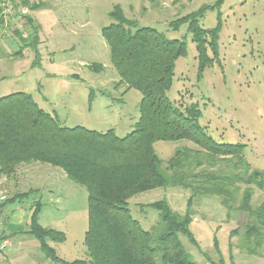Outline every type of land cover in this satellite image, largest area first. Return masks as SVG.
I'll return each instance as SVG.
<instances>
[{"label": "rangeland", "instance_id": "rangeland-1", "mask_svg": "<svg viewBox=\"0 0 264 264\" xmlns=\"http://www.w3.org/2000/svg\"><path fill=\"white\" fill-rule=\"evenodd\" d=\"M29 3L38 5L28 14L38 26L37 39L31 46L21 48L20 54L16 51L22 42L15 31L27 37L25 20L14 10L13 16L0 22V96L25 92L43 110L56 114L62 125L97 132L111 129L117 137L128 134L138 119L141 92L134 88L126 90L124 84H119V76L110 63L109 48L101 36L102 27L111 22L110 11L118 5L136 27H151L167 39L184 42L185 54L175 61L172 84L166 93L168 99L176 105L195 104L200 111L199 124L215 142L242 145L251 170L264 171V0ZM199 11V25L217 30L216 53L207 49L212 60L202 71L187 22L174 23ZM181 147L193 148L195 144L187 140L155 141L154 149L162 167L166 168L175 149ZM35 166L48 170L37 172L32 170ZM190 168L191 173L199 175L197 181L207 173H234L231 162L224 158ZM243 187L240 185L238 200ZM31 188L36 191L27 198L20 200L15 196ZM190 193L189 188L181 186L156 187L131 196L128 209L144 230L158 222V212L150 206L155 201L165 200L180 214L188 209L193 241L183 234L178 237L195 264H210L208 259L222 264H264L262 248L257 255L239 246L241 230L249 221L245 212L226 208L215 195H194L187 206ZM0 194L11 199L3 207L12 226L9 232H25L24 223L16 221L20 216L18 210L31 214L38 201V224L63 233L62 241H51L57 256L68 262L87 258V190L67 178L60 168L37 162L21 165L8 176L0 174ZM238 200L232 204L234 207ZM263 200L264 188L254 189L251 206L256 207ZM30 239L36 241L35 237ZM8 240L17 244L12 237ZM25 241L29 247L33 245L28 239ZM9 249L0 252V257L9 256ZM15 264L24 261L17 258ZM45 264L54 262L47 259Z\"/></svg>", "mask_w": 264, "mask_h": 264}, {"label": "trees", "instance_id": "trees-1", "mask_svg": "<svg viewBox=\"0 0 264 264\" xmlns=\"http://www.w3.org/2000/svg\"><path fill=\"white\" fill-rule=\"evenodd\" d=\"M20 3L29 11L38 6L29 0ZM199 16L201 11L193 12L174 23L187 22L202 71L212 60L207 49L216 53L217 30L203 29ZM22 17L28 35L22 37L15 31L22 42L17 54L34 44L38 33L32 17ZM109 18L111 22L102 27L101 36L119 84L141 92L138 119L124 137H117L111 129L97 132L62 125L56 114L43 110L25 92L0 96V174L8 176L21 165L39 162L60 168L67 178L87 190L86 259L68 262L57 256L48 241H62L63 233L38 224V201L26 232L37 239L45 257L57 264H195L178 237L183 234L193 241L188 209L180 214L165 200L153 202L150 206L157 210L158 222L150 230L142 229L128 209V199L135 194L156 187L181 186L191 190L187 206L194 195H215L226 208L245 212L249 221L241 230L239 246L258 255L261 248L264 250V200L256 207L250 201L254 189L264 188V171L251 170L242 145L215 142L199 124L200 111L195 104L176 105L166 95L175 61L185 54L184 42L167 39L151 27H136L118 5L113 6ZM158 140H187L195 147L176 148L164 168L154 149ZM218 158L229 160L234 173H207L197 181L199 175L191 173L190 166L206 161L214 164ZM240 185L244 187L238 200ZM35 191L15 196L22 200ZM9 200L0 204L3 224L1 209Z\"/></svg>", "mask_w": 264, "mask_h": 264}, {"label": "crops", "instance_id": "crops-1", "mask_svg": "<svg viewBox=\"0 0 264 264\" xmlns=\"http://www.w3.org/2000/svg\"><path fill=\"white\" fill-rule=\"evenodd\" d=\"M33 169H35V171L37 172H39L41 169L48 170L45 167H38V166L32 167V170ZM1 212L3 216L4 224L0 232V242L6 241L7 243L5 244L4 248L0 250V252L5 251L6 248L7 249L10 248V249L8 251L9 256L5 255V258L0 257V263L3 261V262H6V264H15V260L17 258H20L21 260L24 261V264H45L48 258H46L43 252L41 251L39 242L37 241V239L36 241L34 239H30L31 237L33 238L34 236L26 232L28 230L27 219H29L30 212L28 215H26V212H23L22 209L18 210V213L20 214V216L16 221L20 223L23 222L25 225L24 227L25 232L20 235L19 234L15 235V232L13 233V231L9 232V227H12L11 224L9 223L10 220H8V215L5 214L4 208L1 209ZM26 216L28 217L27 219H26ZM10 237H12L13 240L17 241L16 245H14L13 242L8 240V238ZM26 239H28L29 242L33 244L31 247H29L28 243L25 241ZM48 245L53 248L51 241H48ZM33 251H36V254L33 255ZM207 263H210V264H220L221 263L222 264V262L217 263L211 259H208ZM54 264H57V263L54 262Z\"/></svg>", "mask_w": 264, "mask_h": 264}, {"label": "built area", "instance_id": "built-area-1", "mask_svg": "<svg viewBox=\"0 0 264 264\" xmlns=\"http://www.w3.org/2000/svg\"><path fill=\"white\" fill-rule=\"evenodd\" d=\"M18 13L20 16L29 14V9L20 3V0H1L0 1V15L2 20L6 16H13V12ZM14 13V14H15ZM7 199L5 194H0V204ZM3 222L0 218V232L2 230ZM7 242H0V250H2Z\"/></svg>", "mask_w": 264, "mask_h": 264}]
</instances>
